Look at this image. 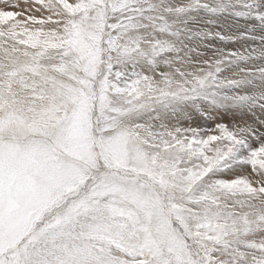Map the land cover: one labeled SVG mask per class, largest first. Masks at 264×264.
I'll return each instance as SVG.
<instances>
[{
  "label": "snow or ice",
  "instance_id": "1",
  "mask_svg": "<svg viewBox=\"0 0 264 264\" xmlns=\"http://www.w3.org/2000/svg\"><path fill=\"white\" fill-rule=\"evenodd\" d=\"M0 264H264V0H0Z\"/></svg>",
  "mask_w": 264,
  "mask_h": 264
},
{
  "label": "rangeland",
  "instance_id": "2",
  "mask_svg": "<svg viewBox=\"0 0 264 264\" xmlns=\"http://www.w3.org/2000/svg\"><path fill=\"white\" fill-rule=\"evenodd\" d=\"M229 47H238V45H229ZM193 126L199 127L201 129H211L212 124L210 122H206L204 120H198V121H194Z\"/></svg>",
  "mask_w": 264,
  "mask_h": 264
},
{
  "label": "bare ground",
  "instance_id": "3",
  "mask_svg": "<svg viewBox=\"0 0 264 264\" xmlns=\"http://www.w3.org/2000/svg\"><path fill=\"white\" fill-rule=\"evenodd\" d=\"M193 125H195V124L193 123Z\"/></svg>",
  "mask_w": 264,
  "mask_h": 264
}]
</instances>
